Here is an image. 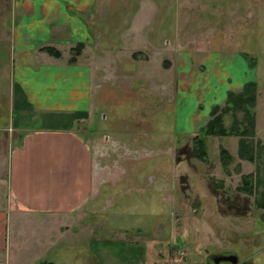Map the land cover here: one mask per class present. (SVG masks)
<instances>
[{
	"label": "rangeland",
	"instance_id": "1",
	"mask_svg": "<svg viewBox=\"0 0 264 264\" xmlns=\"http://www.w3.org/2000/svg\"><path fill=\"white\" fill-rule=\"evenodd\" d=\"M10 2L0 0V137L8 130L18 138L23 131L11 127L38 126L43 115H22L18 94L13 105ZM93 11L92 45L81 55L93 71L90 113L71 124L93 140L94 199L82 213L63 216L61 226L52 219L19 222L11 264H98L94 252L118 246L109 240L153 237L166 240L161 264L184 260L182 251L193 243L234 253L238 264H264V209L255 206V193L238 188L244 174L252 188L255 178H264V147L250 161L238 156V136L205 135V159L196 157L193 137L203 136V126L177 128L174 69L166 63L171 50L180 56L225 49L252 58L245 75L257 83L252 109L260 137L255 130L254 138L264 145V0H96ZM168 40L175 44L165 47ZM192 91L180 93L184 108ZM224 121L231 122L229 113ZM220 146L231 155L226 166ZM59 226L67 231L45 246L38 237L57 234Z\"/></svg>",
	"mask_w": 264,
	"mask_h": 264
},
{
	"label": "crops",
	"instance_id": "2",
	"mask_svg": "<svg viewBox=\"0 0 264 264\" xmlns=\"http://www.w3.org/2000/svg\"><path fill=\"white\" fill-rule=\"evenodd\" d=\"M95 1L10 2L9 38L14 59L8 75L13 105L18 101V94L22 115L43 116L38 126L13 122L16 127L10 126L11 130L23 131L18 138L8 134L7 126L3 127L5 137H0V264H11L10 247L18 245L19 222L52 219L61 226L66 222L63 216L82 213L94 199L93 140L73 128L71 122L75 116L86 118L90 113L93 71L81 55L92 45ZM1 34L0 31V37ZM79 41L83 42L81 52L75 61H70L71 49ZM173 44V40H168L165 47ZM43 46L57 48L60 55L49 53ZM153 46L159 51L162 47ZM193 51L186 50L177 56L171 50L166 63L169 69H174L175 120L177 116L180 119L177 128L187 122L184 128L196 132L211 117L212 106L224 104L228 91L238 92L246 81L255 79L253 75L246 77L252 67L249 59L239 54L208 48L198 52L200 56ZM241 72L243 76H239ZM196 84L199 88H194ZM192 89L190 106L184 108L185 97L180 93ZM60 226L57 234L47 232L38 238L44 237L47 246L56 235L67 231ZM165 242L158 237L136 243L109 240L108 244L118 246L98 249L94 254L98 264H161L158 256L167 254ZM192 246L182 251L184 260L170 259L176 261L174 264H220L221 260L216 263L214 256L226 253L204 250L199 243ZM189 254L197 257L189 259ZM53 262L41 260L36 264Z\"/></svg>",
	"mask_w": 264,
	"mask_h": 264
},
{
	"label": "trees",
	"instance_id": "3",
	"mask_svg": "<svg viewBox=\"0 0 264 264\" xmlns=\"http://www.w3.org/2000/svg\"><path fill=\"white\" fill-rule=\"evenodd\" d=\"M83 42H77L71 49L70 61L76 60V55L81 52ZM43 49L53 55H60V51L53 46H43ZM249 65L254 66V60L249 59ZM257 98L256 80L246 81L242 89L238 92L228 91L225 102L222 106L215 104L212 106L210 115L206 124L201 128L203 136L195 135L193 137L192 152L196 157L205 159L206 149L204 144L205 135H228L238 136V156L250 161H255L261 154L264 147L260 139L255 136V114L253 107ZM241 112V116L238 113ZM231 122L226 124L224 115L228 114ZM219 156L221 163L226 166L231 159L228 150L220 146ZM251 177L248 174L242 175V183L238 188L246 193H255L254 204L258 208L264 209V178H255L254 188H252ZM264 220V212L262 214Z\"/></svg>",
	"mask_w": 264,
	"mask_h": 264
},
{
	"label": "water",
	"instance_id": "4",
	"mask_svg": "<svg viewBox=\"0 0 264 264\" xmlns=\"http://www.w3.org/2000/svg\"><path fill=\"white\" fill-rule=\"evenodd\" d=\"M213 260L218 263L220 260H228L232 264H237L238 257L234 253H223L216 255Z\"/></svg>",
	"mask_w": 264,
	"mask_h": 264
},
{
	"label": "flooded vegetation",
	"instance_id": "5",
	"mask_svg": "<svg viewBox=\"0 0 264 264\" xmlns=\"http://www.w3.org/2000/svg\"><path fill=\"white\" fill-rule=\"evenodd\" d=\"M215 257V256H214Z\"/></svg>",
	"mask_w": 264,
	"mask_h": 264
}]
</instances>
